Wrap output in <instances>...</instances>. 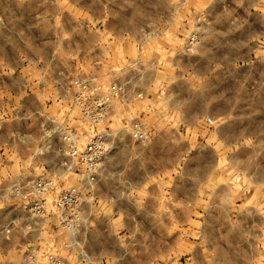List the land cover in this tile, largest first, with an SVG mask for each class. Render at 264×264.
Here are the masks:
<instances>
[{
    "label": "clouds",
    "instance_id": "9594fccd",
    "mask_svg": "<svg viewBox=\"0 0 264 264\" xmlns=\"http://www.w3.org/2000/svg\"><path fill=\"white\" fill-rule=\"evenodd\" d=\"M0 264H264V0H0Z\"/></svg>",
    "mask_w": 264,
    "mask_h": 264
}]
</instances>
